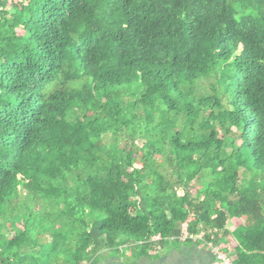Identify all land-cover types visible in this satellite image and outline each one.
I'll return each instance as SVG.
<instances>
[{
    "label": "trees",
    "instance_id": "trees-1",
    "mask_svg": "<svg viewBox=\"0 0 264 264\" xmlns=\"http://www.w3.org/2000/svg\"><path fill=\"white\" fill-rule=\"evenodd\" d=\"M169 244L264 264V0H0V264Z\"/></svg>",
    "mask_w": 264,
    "mask_h": 264
},
{
    "label": "crops",
    "instance_id": "crops-1",
    "mask_svg": "<svg viewBox=\"0 0 264 264\" xmlns=\"http://www.w3.org/2000/svg\"><path fill=\"white\" fill-rule=\"evenodd\" d=\"M184 241L185 237L181 236L179 242L183 243ZM209 262L210 253L208 248L169 244L160 249H150L147 255L141 257H138V254L135 253L131 254L129 247L122 245L117 249L100 252L97 264H209Z\"/></svg>",
    "mask_w": 264,
    "mask_h": 264
},
{
    "label": "built area",
    "instance_id": "built-area-1",
    "mask_svg": "<svg viewBox=\"0 0 264 264\" xmlns=\"http://www.w3.org/2000/svg\"><path fill=\"white\" fill-rule=\"evenodd\" d=\"M208 250L211 257L209 264H232L230 255L219 247L208 244Z\"/></svg>",
    "mask_w": 264,
    "mask_h": 264
},
{
    "label": "rangeland",
    "instance_id": "rangeland-1",
    "mask_svg": "<svg viewBox=\"0 0 264 264\" xmlns=\"http://www.w3.org/2000/svg\"><path fill=\"white\" fill-rule=\"evenodd\" d=\"M104 138H105V139H104L105 142H108V141H109V138L107 137V135H105ZM168 174H169V173L167 172V175H168ZM192 185H193V186H192V189H194L195 182H192ZM227 227L230 228V229H232V228L234 227V222H233V221H231V222L229 221ZM201 247H202V248H207L206 246H203V245H202ZM229 255H230V254H229Z\"/></svg>",
    "mask_w": 264,
    "mask_h": 264
},
{
    "label": "water",
    "instance_id": "water-1",
    "mask_svg": "<svg viewBox=\"0 0 264 264\" xmlns=\"http://www.w3.org/2000/svg\"><path fill=\"white\" fill-rule=\"evenodd\" d=\"M211 258V257H210Z\"/></svg>",
    "mask_w": 264,
    "mask_h": 264
}]
</instances>
